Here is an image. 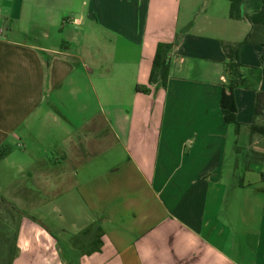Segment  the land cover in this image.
<instances>
[{
	"label": "crops",
	"instance_id": "1",
	"mask_svg": "<svg viewBox=\"0 0 264 264\" xmlns=\"http://www.w3.org/2000/svg\"><path fill=\"white\" fill-rule=\"evenodd\" d=\"M21 23L31 44L3 37ZM249 32L223 0H0V167L27 151L51 185L21 197L12 264H264V159L245 155L264 157L249 130L264 131V46L238 50L260 74L234 91L238 126L219 109L221 44ZM173 42L165 88L150 85L156 45ZM94 222L101 250L79 256L68 239Z\"/></svg>",
	"mask_w": 264,
	"mask_h": 264
},
{
	"label": "trees",
	"instance_id": "2",
	"mask_svg": "<svg viewBox=\"0 0 264 264\" xmlns=\"http://www.w3.org/2000/svg\"><path fill=\"white\" fill-rule=\"evenodd\" d=\"M228 3V18L234 21H245L250 32L246 35L244 40L238 44L222 43V52L225 55L223 63L224 82L221 84L219 109L224 123L228 125L238 126L236 123V105L234 99V91L237 89H253L256 90L254 83L250 82V77L254 78L255 82L260 79L259 71L255 68L245 67L239 62V48L244 44H256L264 46V0H259V5L254 7L251 12H247L245 4L250 0H225ZM176 42L173 43H158L156 45L154 57L152 60L148 83L156 85L160 88H165L169 68L170 55ZM136 92L148 93L145 87H135ZM264 112V93L256 92L253 116L260 117ZM237 129V128H236ZM259 127L255 124L249 126L250 135L259 134L264 137V131H259ZM234 152L236 154L242 153V149L236 146L234 142ZM9 151V147H0V160L4 158ZM249 157L263 156L256 155L252 152H245ZM234 179H237V186H240V178L234 173ZM5 198L0 197V206L6 212L8 220L14 224V227L3 223L0 217V264H12L18 254L17 229L18 221L21 217L18 209L14 205L7 204ZM18 219V221H17ZM16 223V226H15ZM103 230L98 222H94L90 226L83 229L78 234L68 239L70 249L77 252L79 256H89L91 254L100 252L102 247L101 238Z\"/></svg>",
	"mask_w": 264,
	"mask_h": 264
},
{
	"label": "rangeland",
	"instance_id": "3",
	"mask_svg": "<svg viewBox=\"0 0 264 264\" xmlns=\"http://www.w3.org/2000/svg\"><path fill=\"white\" fill-rule=\"evenodd\" d=\"M223 1L226 3L225 0H223ZM258 5H259V0H250L249 2H247L245 4L244 7H246V9H249V12H251L253 10V8L258 6ZM27 27H29V26L25 23H21L20 25L12 24V25H10V28H13V31L9 33L5 29H3L4 30L3 31L4 32L3 37L5 36L6 38H11L14 40H18L20 42L31 44L32 43V37L29 35H22L19 32V29L27 31L28 30ZM6 34H8V35L6 36ZM19 145H21V144H19ZM25 145L27 147H30L32 145V143L30 140L27 139ZM22 150H20V151L22 152ZM26 152L24 155V161L25 162L22 161V163H20V165H18L17 163H13L14 167L13 168L11 167L8 169L0 167V172L3 171V176H4V181L2 184H0V197L5 198L6 201L8 202L7 204L14 205L16 208H17V206L21 207L24 205V201L22 200L21 197H23V196L28 197L29 195H27V194L32 193L36 190H41V193L46 194L45 192H47L51 189V185L48 182H46L48 177L45 178V175L42 172V170H40L39 167L36 168L38 165L37 162L33 161L32 158L30 157L29 154L32 155V153L28 154V152L27 153ZM50 154L51 155H48V156L51 160L52 157L55 158V156L58 155L59 153H57L56 155H53V153L51 152ZM70 154L71 153H68V156H70ZM34 155L37 157L36 159H37V161L40 162L41 165L43 164V162H47L46 158H42L39 160V157L40 158L43 157L42 155H44V154L35 153ZM71 157H72L73 161H76L73 163H77V161H79L81 159L80 157L77 156V153H74V152L72 153ZM56 158H57V156H56ZM57 161H58V164H60L59 166L63 165V164H61L60 160H57ZM53 162H54V160H53ZM24 163H25V166H26V164H30V165L25 167L24 169H21V168L18 169L21 165L24 166ZM240 164H242V163L240 162ZM41 168H43V167L41 166ZM74 169H75V167L72 168L71 170H74ZM69 171H70V169L68 167H62V168L58 167L56 169L55 176L53 175V177H52V180H55V183L53 184L56 187L55 193L62 191L66 187V184L68 182H66L67 176L64 177V174L67 175L69 173ZM66 172H67V174H66ZM239 172H241V169ZM27 173H30V175L27 176L26 175ZM31 203H32L31 199H28L25 202V204H28L29 206ZM25 211H26V213L28 212L27 210H25ZM0 217H1L2 221L4 220L3 223H5V225L9 224V226L14 227V224H12V222H10V220H8L6 212L4 211L2 206H0ZM17 221H18V219H17ZM15 226H16V223H15Z\"/></svg>",
	"mask_w": 264,
	"mask_h": 264
}]
</instances>
